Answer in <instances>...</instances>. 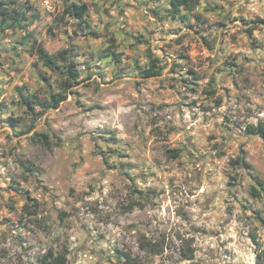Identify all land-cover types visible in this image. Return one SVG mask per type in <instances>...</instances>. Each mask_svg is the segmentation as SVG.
I'll return each instance as SVG.
<instances>
[{
  "label": "clouds",
  "instance_id": "clouds-1",
  "mask_svg": "<svg viewBox=\"0 0 264 264\" xmlns=\"http://www.w3.org/2000/svg\"><path fill=\"white\" fill-rule=\"evenodd\" d=\"M0 264H264V0H0Z\"/></svg>",
  "mask_w": 264,
  "mask_h": 264
}]
</instances>
